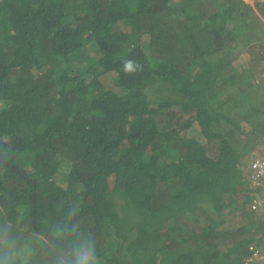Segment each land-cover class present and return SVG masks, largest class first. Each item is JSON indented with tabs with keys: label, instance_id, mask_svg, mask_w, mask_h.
Wrapping results in <instances>:
<instances>
[{
	"label": "trees",
	"instance_id": "16d2710c",
	"mask_svg": "<svg viewBox=\"0 0 264 264\" xmlns=\"http://www.w3.org/2000/svg\"><path fill=\"white\" fill-rule=\"evenodd\" d=\"M263 70L264 0H0V264H239Z\"/></svg>",
	"mask_w": 264,
	"mask_h": 264
},
{
	"label": "built area",
	"instance_id": "2783aa9c",
	"mask_svg": "<svg viewBox=\"0 0 264 264\" xmlns=\"http://www.w3.org/2000/svg\"><path fill=\"white\" fill-rule=\"evenodd\" d=\"M243 171L249 179L247 209L264 222V156L253 151L245 161ZM239 264H264V243L259 240L249 243Z\"/></svg>",
	"mask_w": 264,
	"mask_h": 264
},
{
	"label": "clouds",
	"instance_id": "9594fccd",
	"mask_svg": "<svg viewBox=\"0 0 264 264\" xmlns=\"http://www.w3.org/2000/svg\"><path fill=\"white\" fill-rule=\"evenodd\" d=\"M143 66L138 62L131 59L123 61V72L125 75L142 71ZM76 264H94L92 257L81 252L77 255Z\"/></svg>",
	"mask_w": 264,
	"mask_h": 264
},
{
	"label": "rangeland",
	"instance_id": "374dc122",
	"mask_svg": "<svg viewBox=\"0 0 264 264\" xmlns=\"http://www.w3.org/2000/svg\"><path fill=\"white\" fill-rule=\"evenodd\" d=\"M250 3H252V0H246ZM94 52H96V47L94 46H90V48L88 49V53L90 55H92ZM244 59H245V56H244ZM244 59H240V60H237L236 63H242L244 61ZM260 76L264 75V70L261 71L259 73ZM258 150L259 151H254L255 153L257 154H261L263 152L264 154V133H262L259 137H258Z\"/></svg>",
	"mask_w": 264,
	"mask_h": 264
},
{
	"label": "water",
	"instance_id": "95a60500",
	"mask_svg": "<svg viewBox=\"0 0 264 264\" xmlns=\"http://www.w3.org/2000/svg\"><path fill=\"white\" fill-rule=\"evenodd\" d=\"M8 164V163H7ZM8 166L9 167H11V168H13V166L12 165H10V164H8ZM22 177H24V179L25 180H27V181H30L31 182V184L34 186V182L33 181H31L28 177H26V176H24L22 173H19ZM32 202H33V212H32V226H34V224H35V195H34V193H32ZM52 240H55V239H52ZM56 241V240H55ZM57 242V241H56ZM57 243H59V244H62L61 242H57ZM63 245V244H62ZM64 246V248H66V246L65 245H63Z\"/></svg>",
	"mask_w": 264,
	"mask_h": 264
}]
</instances>
